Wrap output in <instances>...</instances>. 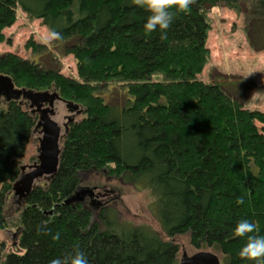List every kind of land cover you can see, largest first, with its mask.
Masks as SVG:
<instances>
[{
    "label": "trees",
    "instance_id": "16d2710c",
    "mask_svg": "<svg viewBox=\"0 0 264 264\" xmlns=\"http://www.w3.org/2000/svg\"><path fill=\"white\" fill-rule=\"evenodd\" d=\"M241 1L193 0L185 12L173 6L161 38L158 30H144L149 12L133 0H0V44L20 7L61 34L76 77L12 52L0 53V74L15 88L55 90L84 114L62 136L55 176L18 201V252H6L0 241V264H48L76 248L88 264H178V247L149 229L118 225L104 210L98 224L92 209L64 204L80 173L92 170L144 183L166 236L188 233L194 249H213L224 264H249L238 255L246 237L233 230L248 219L256 225L252 234L264 236V113L243 108L220 84L197 79L209 59L207 8L240 12ZM25 47L39 45L29 39ZM153 74L164 78L150 80ZM113 84L124 89L116 105L99 95ZM37 120L28 103L0 97V230L25 147L40 136Z\"/></svg>",
    "mask_w": 264,
    "mask_h": 264
},
{
    "label": "rangeland",
    "instance_id": "374dc122",
    "mask_svg": "<svg viewBox=\"0 0 264 264\" xmlns=\"http://www.w3.org/2000/svg\"><path fill=\"white\" fill-rule=\"evenodd\" d=\"M210 30L207 35L209 59L197 79L204 82H216L226 92L236 98L243 108L264 113V9L258 0H242L240 12L224 6L208 7ZM17 20L4 30L5 41L0 44V53L12 52L24 59L41 64L44 67H55L62 74L76 77L75 61L72 55L64 53L63 44L58 40L46 42L44 36L48 29L40 20L28 18L20 7L16 8ZM32 39L39 45L36 50L26 48V42ZM162 74H153L150 80H162ZM124 89L117 84L102 86L100 97L107 104H117ZM27 108V107H25ZM53 120L61 127L66 123L69 112L65 105L55 103ZM84 114L75 116L80 120ZM39 135H32L25 147L21 165H32L36 162ZM62 144V142H61ZM80 185H104L108 190L102 196L107 201L106 214L118 225L128 228H144L154 232L164 242L178 247L176 260L185 252L191 256L199 251L214 253L224 264V257L210 248L194 249L189 243L188 233L166 236L158 219L155 200L147 186L140 182H128L124 177H115L107 170L86 171L79 175ZM41 182V181H40ZM21 203L10 196L5 205L7 227L0 230V241L5 243L6 252H13L16 242L19 208ZM99 210H93V221L100 224ZM103 226L101 225V228Z\"/></svg>",
    "mask_w": 264,
    "mask_h": 264
},
{
    "label": "water",
    "instance_id": "95a60500",
    "mask_svg": "<svg viewBox=\"0 0 264 264\" xmlns=\"http://www.w3.org/2000/svg\"><path fill=\"white\" fill-rule=\"evenodd\" d=\"M0 97L6 101H19L20 104L27 102L31 113L38 115L36 129L39 130L40 136L36 162L32 165L20 166V175L12 187L13 196L20 201L30 194L35 183L55 176L58 170L62 136L67 132L68 124L73 121L72 115L81 114L82 109L73 102L62 100L55 90L33 91L15 88L10 77L2 74H0ZM57 101L63 102L67 111L72 114L67 116L68 124L63 125V131L53 120L54 104ZM95 198L92 188L77 187L64 204H83L86 199L93 201ZM178 264H221V262L214 253L199 251L191 256L183 252Z\"/></svg>",
    "mask_w": 264,
    "mask_h": 264
},
{
    "label": "clouds",
    "instance_id": "9594fccd",
    "mask_svg": "<svg viewBox=\"0 0 264 264\" xmlns=\"http://www.w3.org/2000/svg\"><path fill=\"white\" fill-rule=\"evenodd\" d=\"M133 2L149 12L143 25L144 30L148 33L158 30L161 38H164L173 20L172 7L175 6L177 12H185L193 0H133ZM60 35L58 31L49 29L44 40L51 42L59 39ZM238 202H242V200H238ZM255 228L256 225L248 219H241L235 225L234 234L246 237V243L240 248L238 255L249 264H264V236L253 235ZM48 264H88V260L84 252L76 248L70 254L51 259Z\"/></svg>",
    "mask_w": 264,
    "mask_h": 264
},
{
    "label": "flooded vegetation",
    "instance_id": "af4514ba",
    "mask_svg": "<svg viewBox=\"0 0 264 264\" xmlns=\"http://www.w3.org/2000/svg\"><path fill=\"white\" fill-rule=\"evenodd\" d=\"M55 108V105H54ZM67 119V117H65ZM99 172V171H96ZM78 187L83 188H92L94 190V193L96 195V198L92 200L86 199L85 202L82 204L85 207H88L93 210H106L107 207V201H103L102 196L106 194L108 191L104 185H97V186H82L79 184Z\"/></svg>",
    "mask_w": 264,
    "mask_h": 264
}]
</instances>
